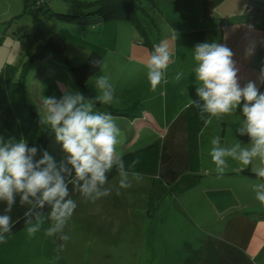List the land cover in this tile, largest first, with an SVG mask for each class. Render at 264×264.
Returning a JSON list of instances; mask_svg holds the SVG:
<instances>
[{"label": "rangeland", "instance_id": "1", "mask_svg": "<svg viewBox=\"0 0 264 264\" xmlns=\"http://www.w3.org/2000/svg\"><path fill=\"white\" fill-rule=\"evenodd\" d=\"M44 1L46 8L53 13L82 15L86 12L82 7H77L67 1ZM242 1L245 4L251 3L259 10L260 17H264V0H226L212 8L211 11L207 10L205 15L208 17L213 11L214 14L225 12L231 9L233 4L235 10H238L243 4ZM128 2L136 7L139 23L144 27L153 45L159 44L161 40H168L173 52L166 73L168 78L191 65L194 61L193 51L197 44L214 42V38H209L207 33L205 37L204 35L195 36L199 29L189 36L175 34L178 29L194 27L196 13L202 15L199 0H154V6L148 0H128ZM20 8L21 0H7L6 4L1 3L0 5V14L11 10L14 11L12 15L17 14L14 18L6 16L4 19L6 22L0 25V33L5 34V36L0 35V68L4 65L19 67L34 53L36 42L31 31V19L28 15L17 17L21 14ZM249 11L253 9L249 8ZM201 22H203L202 18ZM49 24L55 28L54 31L62 34L66 42L65 54L72 66L83 63L89 53L96 48L100 47L109 52L119 38L127 46H130L132 39L134 40V45L131 46V57L134 60L146 62L150 54L148 48L139 45L142 39L140 34L127 22L102 23V28L105 29L99 35L98 26L95 29L89 26H77L75 27L78 28L77 31H71L70 28L73 25L58 23L54 18H51ZM215 33L218 37L220 36L218 32ZM43 72L45 76L39 77L38 74L43 75ZM187 78L186 75L182 77L183 80ZM191 78L195 82L194 73ZM33 82L34 85H32ZM27 83L29 86L25 90L28 98L31 96L35 98L37 95L38 101H41L43 96L60 98L65 91L79 92L71 78L68 65L61 62L51 52L47 53L43 60L38 61L28 73ZM183 85L184 82L181 81L180 86ZM148 86L149 90L145 94L149 93L151 96L159 92L161 88L160 85L155 92H152L149 82ZM191 86L193 85H190L189 92ZM130 99L128 98L118 108H124L134 100ZM185 106L184 104L183 108ZM39 108L40 106L35 112L33 111L38 120H40ZM242 119V114L238 109L222 119L213 118L212 123L201 132L198 153L199 174L203 178L198 186L177 196L167 192L150 210L148 204L152 185L151 177L139 175L137 179L135 174L129 173L131 187L120 190L119 195L113 187L109 196L95 203L86 202L80 195L72 198L77 203V208L64 229L69 237L68 240L62 241L44 234L50 226L47 211L42 217L44 223L40 231L33 237L28 236L27 226H25L8 237L6 242L0 243V264H192L193 262L200 264L207 238L213 237L215 228L218 232L226 229V218L219 221V215L224 214L230 206L236 205L241 210L226 215L245 213L248 211H244V206L260 204L255 199L252 187L246 184L245 187L241 186L239 181H236L234 185L231 184L229 161L232 162L231 167L233 164L241 168L244 166L229 158L224 174L218 175L209 154L212 147L211 140L216 136L221 138L222 146H231L238 142L242 146H248V138L236 133ZM120 133L124 139L125 132L120 131ZM138 133H140L139 138L134 143L127 144L138 148H131L125 152L139 149L137 143L145 146L161 139V136L152 129L144 128ZM148 135L153 136L150 142L147 140ZM183 142L184 132L180 129L172 136L168 151L180 150ZM119 146L118 150L121 151L122 147H126V142ZM180 166H183L181 160ZM180 166L176 167L177 174H181ZM250 166L254 173L259 162L254 160ZM158 178H154V181H158ZM119 179L118 173L108 181L105 187L118 186ZM245 192L250 195L244 196ZM262 209L264 208H252L251 222L244 225L246 230L249 231L250 228L247 239L253 238V244L248 249L250 252L248 257L253 264H264V210ZM189 216L194 224L189 222ZM148 228L152 231V236L146 243ZM254 234H256L255 237H253ZM217 239L222 240V236ZM61 245H63V251L58 250ZM246 245L245 241V247Z\"/></svg>", "mask_w": 264, "mask_h": 264}, {"label": "clouds", "instance_id": "2", "mask_svg": "<svg viewBox=\"0 0 264 264\" xmlns=\"http://www.w3.org/2000/svg\"><path fill=\"white\" fill-rule=\"evenodd\" d=\"M252 53V48L245 50L246 56ZM172 55L166 39L153 46L144 65L150 91L155 92L161 83H167ZM233 55L231 49L216 42L195 46L197 99H191L189 107L197 110L205 125L211 124L213 118L219 120L240 110L243 119L236 133L248 138V146L240 142L222 146L221 138L216 136L211 140L209 154L218 175L224 174L229 158L244 167L257 160L259 166L254 174L260 182L253 185V191L255 199L264 206V92H260L256 81L241 85ZM102 65L103 60L93 61V66L100 70ZM183 75L182 71L177 72L174 81L179 82ZM257 80L264 84V67ZM94 88L97 94L91 99L79 92L65 91L60 98L43 96L40 101V123L54 133L63 153L60 160L47 150L40 153L38 147H29L24 139L0 138V203L5 205L0 214V243L6 242L14 227L11 213L17 201L27 209L24 219L29 237L40 231L44 210L48 209L50 226L44 234L66 241L69 237L64 229L77 208L72 194L78 193L86 202L95 203L109 196L113 187L117 195L131 187L128 169L135 168L139 159L126 166L118 151L123 143L120 129L110 113L94 110L99 104L113 102L114 86L105 75L97 77ZM113 168L120 175L118 186L105 187ZM135 177L139 179L138 174ZM58 250L63 251V245Z\"/></svg>", "mask_w": 264, "mask_h": 264}, {"label": "trees", "instance_id": "3", "mask_svg": "<svg viewBox=\"0 0 264 264\" xmlns=\"http://www.w3.org/2000/svg\"><path fill=\"white\" fill-rule=\"evenodd\" d=\"M86 10L82 15L53 13L46 8L44 0H23L20 16L28 15L31 19V31L35 40V51L26 62L19 67L4 65L0 68V138L7 140L14 137L16 140L24 139L29 147L36 146L47 150L57 160L63 156L61 146L55 142L54 133L40 123L35 117L32 107L29 105L25 94L26 77L33 65L45 58L47 53H53L61 62L69 67V72L74 85L85 98L91 99L96 93L90 88L88 80L96 75L100 68L93 66L94 60H102L97 52H90L86 60L72 66L65 54L66 42L60 34L54 31L49 22L54 18L58 23L82 27H95L102 23L118 21L130 23L141 36V44L153 50V44L147 38L144 27L139 23L137 9L128 0H62ZM154 6V0H148ZM202 6L203 26L208 21L205 12L211 11L223 0H199ZM254 11V10H253ZM248 11V12H253ZM19 17V16H17ZM255 21V20H254ZM253 22H249L247 28H252ZM95 111L110 113L112 117L135 120L143 113V104L135 100L124 108L112 105L99 104ZM205 126L198 118L197 110L187 105L169 125L164 142L155 141L152 144L122 155L127 166L134 159H139L135 168L128 169L130 174H138L152 177L151 192L148 207H155L167 192L172 195H180L198 185L202 176L199 174V135ZM183 130L184 142L180 150L168 151V145L176 131ZM167 143V144H166ZM38 153L37 158H40ZM180 160L183 166H180ZM180 166L181 174H177L176 167ZM117 173L115 168L109 173L110 181ZM241 176L256 177L249 166L237 173ZM159 177L158 181L154 178ZM79 196L72 194L71 198ZM4 204L0 203V214H3ZM26 207H21L17 201L11 216L14 227L7 238L18 232L25 226L24 213ZM48 209L44 210L46 213ZM148 216V215H147ZM152 236L148 228L147 238ZM200 264H252L250 259L238 248L220 239L207 238Z\"/></svg>", "mask_w": 264, "mask_h": 264}, {"label": "crops", "instance_id": "4", "mask_svg": "<svg viewBox=\"0 0 264 264\" xmlns=\"http://www.w3.org/2000/svg\"><path fill=\"white\" fill-rule=\"evenodd\" d=\"M225 1L226 0H223L222 2L224 3ZM22 2L23 0H21V8H20L21 12H22V6H23ZM1 3L2 5H4L7 3V0H0V5ZM242 3L243 4L240 5L238 10H235L234 4H233L232 5L233 7H231V9L229 10L227 9V11L225 12L214 14L213 13L214 11H213L209 13V16L208 17L206 16V19L208 20L206 23L208 24L205 26L202 25L203 23L201 22V15H197L196 13L197 17L194 20V23L196 21V24H195L196 26L194 25V27L191 29H188L184 26L185 28L176 30L175 34L176 35L184 34L186 36H189V35H192L193 33H196L194 31L198 29L199 31H197L198 33L195 36L204 35L205 37V33H207V35H209V38H214V42L225 45L226 47L232 50L234 54L233 60L236 63V67L239 69L238 78H239L241 85L243 86L250 80L256 81L257 87L259 88L260 92H264V84H261L257 80L261 67H264V17H260L259 10L253 7L251 3L245 4L244 1H242ZM249 8H252L254 11L251 13L248 12ZM13 13H14L13 10L8 11L7 13H3V14L1 13L0 14V23H1L0 25H3L6 22L4 20L6 19L5 18L6 16H11V18L16 17L17 14L12 15ZM18 16L20 17V15ZM209 22H212V23L210 24ZM249 22H253V27L250 29L247 28V25L249 24ZM97 26L99 27L97 28L98 35H99L102 32V30H104L105 28H102L101 24ZM97 26L92 27V28L95 29ZM169 26L171 27L170 24ZM71 27H72L70 28L71 31H77L76 29H78V28H75L77 26H71ZM121 27H124V26H121ZM53 29L55 30V28ZM215 32H218L220 36L218 37ZM57 33L60 34L59 32ZM0 35L5 36V34L2 35L1 33ZM130 36L132 37V33H130ZM133 45H134L133 39H132V42H130V46H127L126 44H123V42L119 38L117 41L114 42L109 52L100 47L98 49L97 48L94 49V52H97L102 56L103 65L101 66V70L96 75L92 76L88 80V84L90 88L97 94L94 88L97 77L105 76V75L109 77L110 83L114 86V89H115L114 100L110 104L114 107L121 106V104L126 102L128 98H131L130 100L134 99L133 101L139 100L143 104L144 111L141 117L138 119L128 120L124 118L113 117L114 121L116 120L115 123L119 122V123H116V125L120 129V131L121 132L124 131L126 134V137H124L123 139V143L126 142V147H122L123 149L121 151L118 150L119 152H125V150H131V148H138V147H130L127 144L129 142L134 143V141L137 140L140 136L139 135L140 133H138L139 130H142L144 128L147 130L152 129L154 132H157L161 136V139H158L157 141L164 142L169 125L178 116V114L187 105L190 104L191 99H197L195 95V89L197 85L195 84L194 81H192V78H191L194 73L193 69L196 66L194 61L191 62V65L189 67H185L182 70V72L185 71L184 75L188 76L186 80L185 79L183 80L181 78L179 82H175L173 79L175 75H173L170 78L166 76L167 83H161V88L159 92H157L156 94L152 96L149 95V93L145 94V92L149 90L148 80H147V69L144 66L145 62H138L131 57V52H132L131 46ZM139 45L143 46L141 43ZM248 48L253 49V53L250 56H246L245 54V50ZM36 64L37 62L35 63V65ZM35 65H33L32 68ZM32 68L30 69V71L32 70ZM38 75L41 78L45 76L44 72H43V75L42 73ZM188 80L189 82H187ZM181 81L184 82L183 86H180ZM28 83H27V77H26L25 89H27V86H29ZM191 84L193 86H191V90L189 92V87ZM32 85H34V82ZM25 94H26V98H27L29 105L32 107L33 111L35 112L38 106H40V101L36 99L37 95H35V98L31 96L33 99H30L31 97L28 98L26 90H25ZM184 104L186 106L183 108ZM206 126L207 125L203 127L202 131L205 129ZM121 138H122V133H121ZM147 140H149L148 142H150L151 140H153V136H149ZM137 142L138 141H136V143ZM137 145L140 147L139 149H141V147L144 148L148 146V145H145V146L140 145L138 143ZM135 150H138V149H135ZM125 153H128V152H125ZM229 162H230L229 179L231 180V184L234 185L236 181H239V184H241V186L245 187V184H246L253 188V185L260 182L257 179V177L238 175L237 173L243 170L245 167L241 168L240 166L238 165L236 166L235 164H233V167H231L232 162L231 161ZM249 167L251 169L250 165ZM252 170L253 169H251V172L253 173ZM152 179L153 178L151 177V181ZM200 181L198 185L200 184ZM243 195L249 196L250 193L245 192L243 193ZM260 207L264 208V206H261L260 204H256L255 206H248V207L244 206L243 207L244 211H248V212H245V213L238 212V213H232V214L226 215L227 213H230L236 210H241L236 205L230 206V209H228L224 214L219 215V218H218L219 221H222V218L224 219L226 218V222H225L226 229L224 228V230H221L218 232L215 228V230H213V238H220L222 236V241L228 244H231L234 247L240 249L248 257V255L250 254L248 249L250 245L253 244V238H251L250 240L247 239L248 235L250 234V228L248 231L244 228V225H246L247 223L249 224L251 222L250 217L252 216V213H251L252 208H260ZM223 215H225L226 217H222ZM189 222H192L190 216H189ZM220 226H223V225H220ZM255 236L256 234L253 235V237ZM245 241L247 243L246 247H245ZM250 261L253 264V261L251 259ZM192 264H195V263L193 262Z\"/></svg>", "mask_w": 264, "mask_h": 264}]
</instances>
